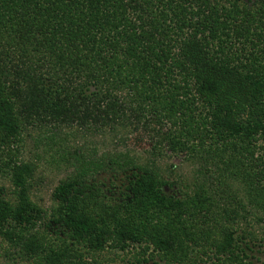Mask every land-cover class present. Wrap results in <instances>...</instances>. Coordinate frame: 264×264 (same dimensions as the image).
<instances>
[{
  "label": "trees",
  "instance_id": "trees-1",
  "mask_svg": "<svg viewBox=\"0 0 264 264\" xmlns=\"http://www.w3.org/2000/svg\"><path fill=\"white\" fill-rule=\"evenodd\" d=\"M124 91L132 119L164 124L170 153L238 182L264 214V0H0V178L15 189L0 198V238L33 264L130 247L136 264H252L264 244L235 226L253 211L222 183L178 197L138 168L117 194L80 174L55 189L50 215L31 202L23 129L118 125ZM47 218L61 249L33 234Z\"/></svg>",
  "mask_w": 264,
  "mask_h": 264
},
{
  "label": "rangeland",
  "instance_id": "rangeland-1",
  "mask_svg": "<svg viewBox=\"0 0 264 264\" xmlns=\"http://www.w3.org/2000/svg\"><path fill=\"white\" fill-rule=\"evenodd\" d=\"M118 94L121 98L118 106L125 110L128 119L118 125L88 124L81 128L48 123L43 126H26L23 129L18 159L33 166L34 174L30 179L29 192L33 204L50 215L56 208L53 200L55 189L62 182L80 174L87 175L91 182L111 187L117 194L119 189L124 190L138 168H149L155 172L158 179L167 185L164 190L168 195H190L203 186L209 195L220 193L218 186L222 182L219 181L216 170L202 161H189L170 153L163 137L164 124L154 119L139 124L132 119L131 110L135 109V105L127 97V92ZM222 189L228 198H239L238 201H243L247 210L253 211L249 222L238 221L235 228L240 232L254 234L256 243L262 240L261 243L264 244V222L260 220L264 219V214L256 213V210L247 205L242 185L227 181ZM14 190L8 176L0 178V198L15 202ZM50 224L48 218L39 222L33 234L52 241L57 249H61L62 240L54 235L49 228ZM18 250L0 238V264H33L21 261L16 253ZM139 252L130 247L125 252L105 250L94 254L81 248L79 254H84L87 264H136ZM258 252L259 249L256 248L255 252L249 254L252 264H264V254ZM145 258L148 264H164L158 256L148 255Z\"/></svg>",
  "mask_w": 264,
  "mask_h": 264
}]
</instances>
